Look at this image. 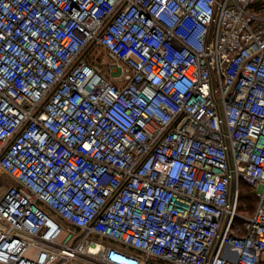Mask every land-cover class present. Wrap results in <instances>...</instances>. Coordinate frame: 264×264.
<instances>
[{
  "label": "built area",
  "instance_id": "built-area-1",
  "mask_svg": "<svg viewBox=\"0 0 264 264\" xmlns=\"http://www.w3.org/2000/svg\"><path fill=\"white\" fill-rule=\"evenodd\" d=\"M0 168V264H264V0H0Z\"/></svg>",
  "mask_w": 264,
  "mask_h": 264
},
{
  "label": "rangeland",
  "instance_id": "rangeland-1",
  "mask_svg": "<svg viewBox=\"0 0 264 264\" xmlns=\"http://www.w3.org/2000/svg\"><path fill=\"white\" fill-rule=\"evenodd\" d=\"M0 181L2 183V185L0 186V197L4 194V192L9 186L16 184L15 180L8 174L4 173L1 168H0ZM241 192H242V198H241V203H240L241 204L240 209L245 213H252L251 211L253 209L248 210V207L250 206V207L255 208V200H254L255 197L254 199L249 198V197L247 198V195L252 194L247 184H243L241 186ZM97 242L101 245L104 244V242L101 240ZM72 264H76V263H72Z\"/></svg>",
  "mask_w": 264,
  "mask_h": 264
},
{
  "label": "bare ground",
  "instance_id": "bare-ground-1",
  "mask_svg": "<svg viewBox=\"0 0 264 264\" xmlns=\"http://www.w3.org/2000/svg\"><path fill=\"white\" fill-rule=\"evenodd\" d=\"M1 198V197H0ZM101 246H99L98 248L95 246H90V251L91 253H97L99 250H101Z\"/></svg>",
  "mask_w": 264,
  "mask_h": 264
},
{
  "label": "trees",
  "instance_id": "trees-1",
  "mask_svg": "<svg viewBox=\"0 0 264 264\" xmlns=\"http://www.w3.org/2000/svg\"><path fill=\"white\" fill-rule=\"evenodd\" d=\"M252 198V199H254V196H253V194H249V195H247V198ZM253 209V210H252ZM248 210H252L251 212H254V210H255V208L254 207H248Z\"/></svg>",
  "mask_w": 264,
  "mask_h": 264
},
{
  "label": "crops",
  "instance_id": "crops-1",
  "mask_svg": "<svg viewBox=\"0 0 264 264\" xmlns=\"http://www.w3.org/2000/svg\"><path fill=\"white\" fill-rule=\"evenodd\" d=\"M95 239H97V240H99L100 241V239H99V237H95ZM92 246H95V247H99V246H101V248H102V245L101 244H98V245H92ZM90 247V246H89Z\"/></svg>",
  "mask_w": 264,
  "mask_h": 264
},
{
  "label": "water",
  "instance_id": "water-1",
  "mask_svg": "<svg viewBox=\"0 0 264 264\" xmlns=\"http://www.w3.org/2000/svg\"><path fill=\"white\" fill-rule=\"evenodd\" d=\"M2 185L1 181H0V186Z\"/></svg>",
  "mask_w": 264,
  "mask_h": 264
}]
</instances>
